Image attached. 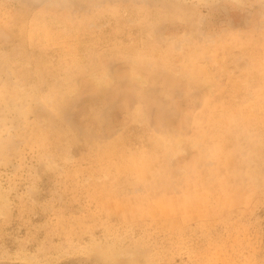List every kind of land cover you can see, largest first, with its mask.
Masks as SVG:
<instances>
[{"label":"rangeland","instance_id":"obj_1","mask_svg":"<svg viewBox=\"0 0 264 264\" xmlns=\"http://www.w3.org/2000/svg\"><path fill=\"white\" fill-rule=\"evenodd\" d=\"M262 7L0 0V264H264Z\"/></svg>","mask_w":264,"mask_h":264},{"label":"clouds","instance_id":"obj_2","mask_svg":"<svg viewBox=\"0 0 264 264\" xmlns=\"http://www.w3.org/2000/svg\"><path fill=\"white\" fill-rule=\"evenodd\" d=\"M255 2L260 3L262 6H264V0H255ZM207 3L211 7L212 5L218 3V0H207ZM262 10H264V7H262ZM215 43H216L215 41L205 40L204 46L214 47ZM195 46H196V41L193 39L192 36L181 35L171 40L167 44V48L164 54L172 57L182 56L187 52H190ZM138 74H139V68L134 65L131 71V75L133 76V78H135ZM0 102H4L2 91H0ZM3 123H4L3 120H0V124ZM5 130H6L5 127H0V138L3 137V133ZM160 139L165 140L166 143H170V141H168L165 137H161ZM165 150L167 151V149Z\"/></svg>","mask_w":264,"mask_h":264}]
</instances>
